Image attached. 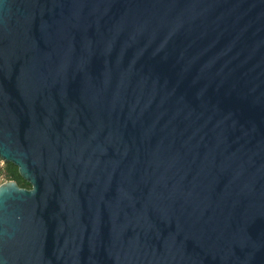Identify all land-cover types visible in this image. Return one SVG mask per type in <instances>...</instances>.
<instances>
[{"label": "water", "instance_id": "obj_1", "mask_svg": "<svg viewBox=\"0 0 264 264\" xmlns=\"http://www.w3.org/2000/svg\"><path fill=\"white\" fill-rule=\"evenodd\" d=\"M0 264H264V0H0Z\"/></svg>", "mask_w": 264, "mask_h": 264}, {"label": "trees", "instance_id": "obj_2", "mask_svg": "<svg viewBox=\"0 0 264 264\" xmlns=\"http://www.w3.org/2000/svg\"><path fill=\"white\" fill-rule=\"evenodd\" d=\"M6 175L7 179L17 181L22 187H31L30 183L27 182L20 174L19 168L12 163H6L4 166L1 165L0 159V176Z\"/></svg>", "mask_w": 264, "mask_h": 264}, {"label": "built area", "instance_id": "obj_3", "mask_svg": "<svg viewBox=\"0 0 264 264\" xmlns=\"http://www.w3.org/2000/svg\"><path fill=\"white\" fill-rule=\"evenodd\" d=\"M6 163L4 161L1 160V165L4 166ZM10 181L9 179H7L6 175H1L0 176V186L5 183V182H8Z\"/></svg>", "mask_w": 264, "mask_h": 264}]
</instances>
